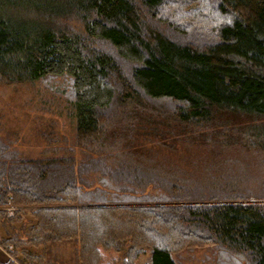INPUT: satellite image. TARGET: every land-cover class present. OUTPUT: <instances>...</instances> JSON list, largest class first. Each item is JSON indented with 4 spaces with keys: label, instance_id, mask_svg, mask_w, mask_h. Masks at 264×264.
I'll list each match as a JSON object with an SVG mask.
<instances>
[{
    "label": "trees",
    "instance_id": "trees-1",
    "mask_svg": "<svg viewBox=\"0 0 264 264\" xmlns=\"http://www.w3.org/2000/svg\"><path fill=\"white\" fill-rule=\"evenodd\" d=\"M51 76L72 83L73 141L45 133L32 158L0 134V226L32 217L27 241L0 237L14 259L73 243L77 264H264V205L245 203L264 182L173 160L264 157V0H0L1 87Z\"/></svg>",
    "mask_w": 264,
    "mask_h": 264
},
{
    "label": "rangeland",
    "instance_id": "rangeland-1",
    "mask_svg": "<svg viewBox=\"0 0 264 264\" xmlns=\"http://www.w3.org/2000/svg\"><path fill=\"white\" fill-rule=\"evenodd\" d=\"M195 7L197 5L194 4L188 10ZM71 88L72 83L68 78L52 76L27 84V86L1 87L0 85V120L2 125L0 134L3 139L13 141V146L16 149L32 158L38 157L40 152L48 146V142L43 138L45 133H53V135H58L62 139L72 142L75 135L76 119L70 108ZM64 146V141L58 144V147ZM166 153L168 156L171 155L168 151ZM194 153L196 156H193ZM191 157H195L196 164L201 165L203 163L205 171L216 164L221 167L223 172L232 170L240 173L241 170H245V175L251 178L250 184L261 185L264 182V157L262 158L257 153L235 149L215 158L213 153L203 148L187 152L179 147L173 156V160L177 165H187L188 163L183 162V160ZM245 203L264 205V197L245 201ZM22 220L19 223L9 224L6 228L0 226V237H7L5 230H8L15 237L17 231L18 239L27 241L26 232H21L20 229L21 223L26 224V229L29 227L30 221H32L30 213L22 214ZM12 227H14V232ZM49 247L26 246L27 251H31L36 257H39L40 264H77V251L73 243L59 244L53 246L52 250H49ZM205 252L200 249L195 252L186 251L177 257V260L179 264L212 263L204 259L206 257L204 256L206 255ZM29 263L26 262V264ZM137 264H152L151 253L147 252L143 255Z\"/></svg>",
    "mask_w": 264,
    "mask_h": 264
},
{
    "label": "crops",
    "instance_id": "crops-1",
    "mask_svg": "<svg viewBox=\"0 0 264 264\" xmlns=\"http://www.w3.org/2000/svg\"><path fill=\"white\" fill-rule=\"evenodd\" d=\"M0 264H21L14 259L2 246H0Z\"/></svg>",
    "mask_w": 264,
    "mask_h": 264
}]
</instances>
